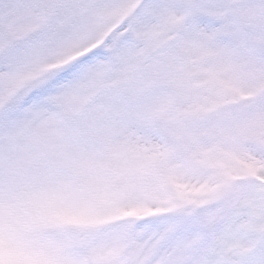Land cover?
I'll list each match as a JSON object with an SVG mask.
<instances>
[{
  "label": "snow or ice",
  "instance_id": "obj_1",
  "mask_svg": "<svg viewBox=\"0 0 264 264\" xmlns=\"http://www.w3.org/2000/svg\"><path fill=\"white\" fill-rule=\"evenodd\" d=\"M0 264H264V0H0Z\"/></svg>",
  "mask_w": 264,
  "mask_h": 264
}]
</instances>
